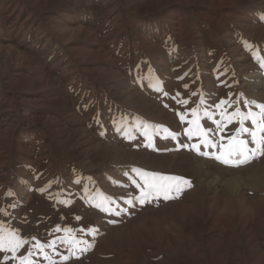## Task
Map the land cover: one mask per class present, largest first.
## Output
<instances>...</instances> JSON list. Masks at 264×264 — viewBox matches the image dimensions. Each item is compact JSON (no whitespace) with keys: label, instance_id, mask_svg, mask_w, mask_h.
<instances>
[{"label":"rangeland","instance_id":"rangeland-1","mask_svg":"<svg viewBox=\"0 0 264 264\" xmlns=\"http://www.w3.org/2000/svg\"><path fill=\"white\" fill-rule=\"evenodd\" d=\"M262 62L264 0H0V264H264Z\"/></svg>","mask_w":264,"mask_h":264},{"label":"snow or ice","instance_id":"snow-or-ice-1","mask_svg":"<svg viewBox=\"0 0 264 264\" xmlns=\"http://www.w3.org/2000/svg\"><path fill=\"white\" fill-rule=\"evenodd\" d=\"M261 67H264V62L261 63ZM224 103H226V101H221V104H224ZM217 107H219V105H218ZM258 107H260L261 110H262V112H264V105H258ZM222 115H223V113H222ZM245 118H247V117H245ZM181 119H183V117H181ZM230 119H231V118L229 117V120H230ZM252 123H253V124H257V121L254 119V120L252 121ZM258 127H259L260 129L264 130V121L260 122V123L258 124ZM245 131H247V129H245ZM251 135H252V137H253L254 142L256 143V148L249 150V149H247L246 147H244V148L241 150V152H240V155H241V159H240V160L232 161V160H230L229 158L224 157L223 155H222V156H217L216 159H222V162L225 163V164H230V163H232V164H237V165H238V164H242V163H247V162H249V160H250L251 158H253L254 156L259 155V154H262V152H261V144L264 143V141L257 140V139H256V133H255V132H253ZM239 143H240V144H244L243 141H241V142H239ZM213 146H215V145H213ZM194 147H197V150H198V146H194ZM236 151H237L236 148H233V149L228 153V156L236 155ZM163 179L170 180V181H172V182L175 183V185H176V187H175V191H176L177 195H179V193H180V191H181V188H180V185H181V184H183V185H187V186H189V187L191 186L190 183H189L187 180H184L182 177H165V178H163ZM145 185H146L147 187H151L154 191L157 192L158 195L161 193V189L163 188L164 199H169V198H170V196H169V194H168L169 191H171V187H170V186L165 188L164 186H158V185H155V184H153V185H149V184H148V181H147L146 178H145ZM140 203L143 204V203H144V199H141V200H140Z\"/></svg>","mask_w":264,"mask_h":264}]
</instances>
